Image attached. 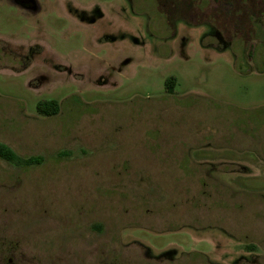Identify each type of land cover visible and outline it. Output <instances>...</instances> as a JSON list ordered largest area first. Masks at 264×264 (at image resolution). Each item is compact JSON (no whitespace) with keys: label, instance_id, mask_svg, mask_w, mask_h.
<instances>
[{"label":"rangeland","instance_id":"rangeland-1","mask_svg":"<svg viewBox=\"0 0 264 264\" xmlns=\"http://www.w3.org/2000/svg\"><path fill=\"white\" fill-rule=\"evenodd\" d=\"M0 141V264H264V0H0Z\"/></svg>","mask_w":264,"mask_h":264},{"label":"trees","instance_id":"trees-1","mask_svg":"<svg viewBox=\"0 0 264 264\" xmlns=\"http://www.w3.org/2000/svg\"><path fill=\"white\" fill-rule=\"evenodd\" d=\"M174 86V78L165 79V92L171 93ZM58 103L55 99L39 100L35 103V111L44 116L55 115L58 111ZM0 159L14 167H26L40 162V157L21 156L12 150L9 146L0 141Z\"/></svg>","mask_w":264,"mask_h":264}]
</instances>
